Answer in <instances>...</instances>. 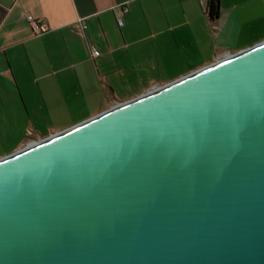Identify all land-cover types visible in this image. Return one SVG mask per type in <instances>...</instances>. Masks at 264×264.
Masks as SVG:
<instances>
[{"label": "water", "instance_id": "95a60500", "mask_svg": "<svg viewBox=\"0 0 264 264\" xmlns=\"http://www.w3.org/2000/svg\"><path fill=\"white\" fill-rule=\"evenodd\" d=\"M0 264H264V40L0 157Z\"/></svg>", "mask_w": 264, "mask_h": 264}, {"label": "crops", "instance_id": "0c3cea01", "mask_svg": "<svg viewBox=\"0 0 264 264\" xmlns=\"http://www.w3.org/2000/svg\"><path fill=\"white\" fill-rule=\"evenodd\" d=\"M215 2L211 20L208 0H0V144L21 149L263 41L264 0Z\"/></svg>", "mask_w": 264, "mask_h": 264}, {"label": "built area", "instance_id": "2783aa9c", "mask_svg": "<svg viewBox=\"0 0 264 264\" xmlns=\"http://www.w3.org/2000/svg\"><path fill=\"white\" fill-rule=\"evenodd\" d=\"M124 11H125V8H120V11L116 14V20H117V24L119 26L123 25V21H122L121 15H122V13ZM27 18L29 19V21L31 23V27H32L33 31L41 32V31L45 30V27L41 23L35 21L31 15H28ZM99 54H100V52L98 50H94L93 51V55L94 56H98Z\"/></svg>", "mask_w": 264, "mask_h": 264}, {"label": "rangeland", "instance_id": "374dc122", "mask_svg": "<svg viewBox=\"0 0 264 264\" xmlns=\"http://www.w3.org/2000/svg\"><path fill=\"white\" fill-rule=\"evenodd\" d=\"M262 40H264V39H262ZM257 42H259V41H257ZM261 42V41H260ZM192 71V70H191ZM191 71H187V72H184V73H182V74H180V75H178L177 77H174V79L175 78H178V77H180V76H182V75H184V74H186V73H189V72H191ZM77 123V122H76ZM76 123H73V125L74 124H76ZM72 126V125H71ZM70 127V126H69ZM50 135V133L49 134H47V133H43V135H41L43 138L44 137H47V136H49ZM33 137H36V135H34ZM15 145H11V146H9V145H6V144H0V157L1 156H4V155H8V154H10V153H12V152H14V151H16V150H18L19 148H20V145H18L17 147H14ZM14 147V148H13Z\"/></svg>", "mask_w": 264, "mask_h": 264}, {"label": "trees", "instance_id": "16d2710c", "mask_svg": "<svg viewBox=\"0 0 264 264\" xmlns=\"http://www.w3.org/2000/svg\"><path fill=\"white\" fill-rule=\"evenodd\" d=\"M208 15L211 20H214L218 17V6L215 0H208Z\"/></svg>", "mask_w": 264, "mask_h": 264}]
</instances>
